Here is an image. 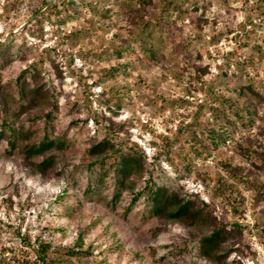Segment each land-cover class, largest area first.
<instances>
[{
	"label": "rangeland",
	"instance_id": "obj_1",
	"mask_svg": "<svg viewBox=\"0 0 264 264\" xmlns=\"http://www.w3.org/2000/svg\"><path fill=\"white\" fill-rule=\"evenodd\" d=\"M58 1L0 0L3 92L16 90L26 68L39 71L56 90V134L68 145L44 173L24 169V157L9 156L0 143V264L36 258L37 245L27 246L25 234L33 243L50 241L62 255L49 258L68 264H218L196 247L203 228L152 216L146 194L128 213L132 193L110 204L112 173L97 183L101 167L88 166L94 138L145 155L136 191L151 178L172 192L197 194L229 230L241 225L223 245L235 252L221 264H264V0H153L148 8L140 0H78L68 8ZM120 47L131 48L122 59L114 52ZM112 67L119 70L110 76ZM206 67L196 81V70ZM248 85L263 98L254 123L226 126L232 112L223 98L242 103L237 90ZM1 115L0 108V122ZM212 125L226 126V145L205 141Z\"/></svg>",
	"mask_w": 264,
	"mask_h": 264
},
{
	"label": "trees",
	"instance_id": "obj_2",
	"mask_svg": "<svg viewBox=\"0 0 264 264\" xmlns=\"http://www.w3.org/2000/svg\"><path fill=\"white\" fill-rule=\"evenodd\" d=\"M58 2H61L63 7L68 8L76 5L78 0H61ZM140 3L142 7L148 8L152 6L153 0H140ZM142 7L137 13L143 20L145 15ZM56 12L58 15L61 13L59 9ZM109 19L111 18L109 17ZM64 22L62 21V24ZM148 28L149 26L146 27V30ZM146 34L149 38L147 43L152 46V38L155 32L151 30ZM151 46L145 47L144 52H150L154 58L155 51ZM130 49L129 47H120L114 52L119 59H122ZM5 65L6 62H0V71ZM118 70L119 67H112L109 70L110 76H113L114 72ZM207 74V67L204 69L198 68L194 79L200 82ZM4 89L5 87L0 85V108L2 112L0 143L5 141L9 147V151H7L9 156L18 152L24 157L21 164L24 169L32 166L44 173L47 172L55 166L56 153L63 152L68 147L65 137L56 134L55 122L58 117L59 102L55 88L47 86L41 79V73L33 67H29L17 77L15 91L3 92ZM248 92L250 96H248ZM237 93L239 97L243 98L242 103L233 101L229 97L223 98V104L227 105V108L232 112L231 116H226L224 113L226 126L235 127L238 120L246 121L252 125L258 112V106L263 98L251 85L241 87L237 90ZM109 110L116 114L111 106H109ZM35 111L41 113L30 117L28 123L21 122L23 115ZM214 118L218 121L219 116ZM109 122V129H112L115 123L111 119H109ZM124 126H119V131H123ZM226 126L212 125L205 133V141H208L213 148L226 145L231 140L230 132ZM200 152L198 151L199 154ZM87 154L92 159V162L88 165L89 168L99 165L102 169L97 183L103 182L104 177L112 173V189L109 199L111 205H117L124 192H130L133 194V199L125 210L128 213L135 202L146 194V204L152 216L173 223H182L191 228H203L204 234L196 241V247L203 258L221 264L226 261L230 252H235L233 250L224 252L223 245L226 244L228 237L241 234L242 226L236 223L232 231L229 230L227 224L219 223L209 204L200 200L197 194L182 195L178 192H172L165 186L157 185L151 178L146 182V186L142 191H136L138 181L142 180L147 172L146 157L140 151L133 148L124 151L113 143L111 138H105L101 141L94 138L90 143ZM157 158L158 156L155 157V160ZM107 164H109V171L104 170ZM223 168L232 177L236 178L238 176L237 168L227 163H223ZM261 194L264 195V191H261ZM19 235L21 236V232H19ZM22 240L29 247H34V244L37 245L36 258L33 261L25 259L22 264H68L49 258L50 253L54 251L55 254L62 255L59 249L53 248L50 241L36 238L33 243L31 237L26 234L22 237ZM68 253L71 255L76 254L73 250L68 251Z\"/></svg>",
	"mask_w": 264,
	"mask_h": 264
}]
</instances>
